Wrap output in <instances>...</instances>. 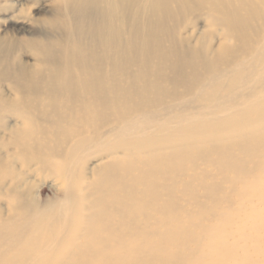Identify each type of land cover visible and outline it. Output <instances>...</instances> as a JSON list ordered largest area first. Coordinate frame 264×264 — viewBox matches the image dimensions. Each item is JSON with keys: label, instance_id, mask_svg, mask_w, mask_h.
Wrapping results in <instances>:
<instances>
[{"label": "bare ground", "instance_id": "obj_1", "mask_svg": "<svg viewBox=\"0 0 264 264\" xmlns=\"http://www.w3.org/2000/svg\"><path fill=\"white\" fill-rule=\"evenodd\" d=\"M0 264H264V0H0Z\"/></svg>", "mask_w": 264, "mask_h": 264}, {"label": "rangeland", "instance_id": "obj_2", "mask_svg": "<svg viewBox=\"0 0 264 264\" xmlns=\"http://www.w3.org/2000/svg\"><path fill=\"white\" fill-rule=\"evenodd\" d=\"M10 26H12V25H10ZM10 29H11V27H8V28H5L4 30L7 31V32H9ZM24 37H26V38H31V36H30L29 34H26ZM20 56H21L22 60L25 61V62H30V61H31V59H29L30 57H29L28 55H26V53H23V54H21ZM1 84H2V83H1ZM7 85L9 86V83H7ZM7 85H6V86H7ZM10 87H11V86H10ZM1 89H2V88H1ZM181 92H182V91H181ZM221 95H223V97H224V94H220V96H221ZM189 98H190V97H189ZM202 106H203V104L201 105V103L191 102V101H190V107H189V106H188V107H185L183 110H179V111H174V110H173V112L176 113V114L181 113V112H188V113H191V115H192L193 117H197V115L200 114V113H207V111H206V110H203V109L196 110L197 108H200V107H202ZM165 116H166V115L159 114V115L157 116V118H158V119H162V118L165 117ZM157 121L162 122V121H164V120H157ZM37 189H38V190H37V192H38V197H39L40 200H46V199H50V198H51L52 194L49 192L48 189L44 188L43 186H42V188H37ZM44 189H45V190H44ZM40 192H42V193H40Z\"/></svg>", "mask_w": 264, "mask_h": 264}]
</instances>
